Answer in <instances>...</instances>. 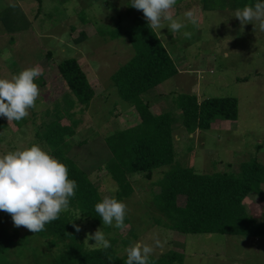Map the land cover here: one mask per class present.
<instances>
[{
    "label": "rangeland",
    "instance_id": "374dc122",
    "mask_svg": "<svg viewBox=\"0 0 264 264\" xmlns=\"http://www.w3.org/2000/svg\"><path fill=\"white\" fill-rule=\"evenodd\" d=\"M230 1L42 0L39 12L36 0H0V13L11 10L16 15L15 28L29 25L25 31L10 33L0 20V171L9 184L0 196V226L19 229L22 237L0 256V264H57L55 253L60 248H48L12 189L22 179L35 184L40 170L57 168L51 148L37 133L57 119V110L63 125H70L71 119L63 117L62 100L59 108L55 104L50 88L57 82L55 76L48 75L43 87L40 81L44 73L56 71V63L71 58L83 66L96 97L84 113L79 105L70 112L80 123L70 157L89 175L110 209L101 226L77 216L85 247H106L113 240L127 264H151L171 251L184 255L183 264H264V239L181 234L156 225L162 217L153 202L160 191L156 183L169 166L155 170L151 180L131 175L135 192L116 206L117 184L104 169L112 158L106 137L140 122L135 109L120 98L111 77L135 55L125 31L133 26L142 5L179 70L144 95L154 115H173L178 162L201 174L239 175L241 164L251 160L264 165V10L209 12ZM120 16L122 35L113 39L109 33L117 29ZM82 32L87 37L75 42ZM181 95L201 100L237 98L239 118L235 122L218 118L211 129L192 137L177 104ZM179 135H184L180 141ZM47 198L56 204L58 189L53 188ZM245 206L253 217L264 220V201L258 195L250 194Z\"/></svg>",
    "mask_w": 264,
    "mask_h": 264
},
{
    "label": "trees",
    "instance_id": "16d2710c",
    "mask_svg": "<svg viewBox=\"0 0 264 264\" xmlns=\"http://www.w3.org/2000/svg\"><path fill=\"white\" fill-rule=\"evenodd\" d=\"M36 1L40 4L41 12L42 0ZM229 3L215 10H225L227 7L236 11L264 10V0H231ZM135 6H132V11ZM145 9L142 5L133 26L125 31L135 55L111 77L120 98L134 108L140 118L136 126L122 128L105 139L112 158L104 169L118 188L113 198L114 205L134 194L131 175L140 174L151 180L155 170L169 166L170 170L156 183L160 191L153 202L162 216L156 220V225L181 234H221L264 239V220L253 217L245 206V199L252 193L264 201V165L257 160L243 162L239 175L201 174L195 168L183 167L178 162L175 150L173 115H154L150 103L144 99L145 94L179 74L175 61L157 35ZM15 16L11 10L0 13V20L8 32L29 28V25L22 29L15 28ZM122 22L120 16L117 29L109 33L111 38L117 39L122 35ZM86 37L82 32L75 42ZM48 57L52 58L50 52ZM55 68V72L44 73L40 85L43 87L47 84L45 78L48 75L55 76V80L51 78L57 81L51 84V93L57 99V107L58 102L63 101L66 114L63 117L70 118L71 123L63 125L62 114L55 107L57 119L45 125L42 132L37 134L51 148L57 168L40 170L35 184L22 179L12 193L36 232L47 241L48 248H60L55 253L57 264H127L126 259L119 256L113 240L106 247L86 248L80 229L76 226L77 216L87 218L94 226H101L110 214L99 189L70 157L74 146L72 139L80 125L74 119L75 113L72 116L70 112L77 105L82 107L81 113L87 111L96 92L77 59L56 63ZM177 104L182 110L183 126L189 134L211 129L218 118L233 122L239 118V101L234 97L200 100L196 95H181ZM60 110L63 112V109ZM8 187V181L0 171V196ZM53 188L59 191L56 204L47 198ZM180 200H183V204ZM21 240L19 229L13 231L0 226V256ZM150 262L183 264L184 255L171 251Z\"/></svg>",
    "mask_w": 264,
    "mask_h": 264
},
{
    "label": "crops",
    "instance_id": "0c3cea01",
    "mask_svg": "<svg viewBox=\"0 0 264 264\" xmlns=\"http://www.w3.org/2000/svg\"><path fill=\"white\" fill-rule=\"evenodd\" d=\"M153 3H155V1L153 0ZM188 6L189 7H191V5L188 3ZM229 7H227V9H225V10H222L223 12L224 11H226V10H229V11H226V12H231V13H233V12H243V11H246V10H243V11H236V10H232L231 8H229ZM190 10H192V8H190L189 9V11ZM211 11H217V10H209V12H211ZM226 12H224V13H226ZM151 21V20H150ZM152 25H154V23L152 24ZM154 27V26H153ZM156 31V30H155ZM157 94V93H156ZM201 100V99H200ZM185 128V127H184ZM199 132V130L196 132V133H194V134H190L192 137H193V135H195V134H197ZM175 133V131H174V129H173V134ZM184 137V135H179L178 136V141H180L182 138ZM189 151L191 152V149H189ZM193 152V151H192ZM194 153V152H193Z\"/></svg>",
    "mask_w": 264,
    "mask_h": 264
}]
</instances>
